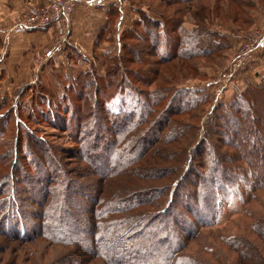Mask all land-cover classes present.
<instances>
[{
    "label": "rangeland",
    "instance_id": "1",
    "mask_svg": "<svg viewBox=\"0 0 264 264\" xmlns=\"http://www.w3.org/2000/svg\"><path fill=\"white\" fill-rule=\"evenodd\" d=\"M26 1L0 0V25L3 26L0 29V126H6L4 131L0 132V180L10 175L14 177V174L22 176L24 168L31 169L29 160L32 158L26 147L31 146L28 140L31 136L43 140L50 148L47 154L53 155L55 162L51 168L48 164L46 174L52 175L53 181L59 183L60 187L59 184L56 187L53 186L56 189L52 191L53 194L51 193L52 199L46 203L44 192H40L43 188L42 183L46 179L42 177L39 169L33 171L36 166L32 165V170L22 178L26 181L25 203L22 206L27 214L24 217L4 216L7 218L4 230H9L10 236L3 234L0 230V264H109L106 259L97 258L96 255L92 257L89 253V247H91L89 230L93 220L92 215H95L94 197L105 193L107 201L120 200L145 188L153 190L161 187L166 190L180 177L186 159L192 155L191 150L195 144L204 138L206 128L211 129V126L215 128V122L223 121L219 117L221 114L231 110L235 113L238 108L246 109L237 97L248 86L264 84L258 76V74L264 75V44L256 46L261 41L264 43V0H249L250 3L245 9L229 7L231 3L228 0H207L205 2L212 7L213 13L210 17H201L207 18L204 20L196 19L198 13L195 9L183 13L182 19L188 28L202 26L214 34H223L226 38L221 39L223 43H220V47L216 51L212 50L208 56H197L188 61H181L177 56L170 59L169 66L185 69L178 74L176 83L157 73L163 68L161 64L166 65L167 62L154 64L155 67L151 65L153 61H159L155 51L150 49V43L154 42V35L151 33L153 27H147L148 34L145 26L140 27V33L135 34L134 38L131 34L133 39L129 38L127 32L134 28L136 30L138 27L136 22L140 20L143 12L154 19H160L162 13L169 18L172 15L177 16L180 11V0H100L98 2L81 0L78 3H75L76 0H50L42 4ZM88 1L91 3L88 4ZM60 2L64 8L71 10L67 19L61 17L60 23L55 22L39 28L30 27L25 31L17 30L16 25L21 20L26 22L31 20L33 23L38 21L41 10L49 9L51 16L56 20L55 10L59 11ZM190 7L193 8V6ZM241 10L246 16L248 15L247 19L235 18ZM11 18L16 19L12 29L10 25H6L12 20ZM63 20H69V22L64 23ZM169 27L170 24L167 25V28ZM167 35L175 36L169 31ZM123 37L129 52L127 58H130L126 63L127 69L144 70L147 79L152 78V81L145 86L134 76L125 74L124 71L127 69L123 67L124 61L114 84L130 82L138 87L139 91L147 92L160 84L167 83L166 88L173 89V94L187 86L194 87L192 91L199 90L197 98L204 103L188 113L181 112V116L173 117L175 107H168L166 99L159 106L156 117L161 115V123L167 120L165 125L167 130L173 129L174 133L168 135L166 130L162 140L157 141L140 161L138 165L140 168L136 166V169L134 167L129 170H135L132 175H121L105 183L100 180V176H97L98 172L91 173L92 161L85 160L88 155L92 156V150L102 152V148L89 146V141H92V135L94 136V132L98 129L100 133L95 134L92 142L94 145L97 143H95L97 138L99 143H104L106 139L112 141L119 126L125 121L123 116L135 115V107L140 106L138 95L128 91L126 95L114 101L113 108L122 113V119L110 113L102 114L94 107L86 112L89 113V117L81 122L86 127L84 131L86 135L83 137L86 143L82 146L72 141L73 137H67L66 132H63L66 128L62 123L69 124L73 131L75 130L74 117L79 108L87 105L81 92L78 91L81 88L83 91L87 89L91 91L89 97L93 100L95 99L93 92L96 90L99 95L107 94L105 84L109 81L103 79L107 73L106 66L111 63L112 58L123 54L121 48ZM215 40L217 43L221 42L220 39ZM49 51L52 54L47 57L46 54ZM133 51L135 53L131 54ZM137 54L140 61L137 59ZM86 71H91L100 80L93 82V85H89L87 89L77 85V92L72 94L73 106L71 110L69 107V110L65 109L62 123L58 118L56 121L52 119V122H46L41 114L38 121L27 120L30 105L33 104L36 111L48 112V101L51 100L52 107L59 105V99L70 82ZM95 84H98L97 89ZM172 93L171 91L169 93L171 98ZM32 96L34 100L31 99ZM262 96L259 94L254 99L256 120L251 123L252 129L246 137L247 149L252 152L251 154L258 156L256 170L259 174H264V134L262 133L264 131V101L260 98ZM88 99L87 96L86 100ZM88 101L92 105L95 104ZM99 101L102 105L101 98ZM170 105L174 106V104ZM12 108L13 114L7 116ZM86 113L83 114L86 115ZM237 117L240 118L241 115L236 114L234 120L229 122L230 126L225 129L226 136L214 137L217 144H220V140H229L235 136H232L233 123L238 120ZM3 118H5L4 121ZM163 118L165 121L162 122ZM24 124L29 127L28 135L27 131L20 127ZM208 124L211 126H207ZM148 134V138H154L150 131ZM74 149L80 150V154L77 151L75 153ZM237 151L235 146L232 153L237 154ZM232 153L229 156L230 161L234 159ZM42 155L45 157L44 152ZM234 167L235 162L232 165V168ZM158 169H162L164 174L160 171L159 177L155 178L149 174ZM68 171L70 173H67V178L71 174L74 188L76 184L80 186L79 190L75 189L72 193H69L68 189L65 192L62 191V187L63 189L65 187L61 183ZM245 176V173H240L238 183L229 190L227 202L220 210L215 227L200 228L197 236L191 234L183 249L184 255L180 259L190 256L195 264H264V236L261 237L259 232V230L264 232V187L254 188L252 191V187L248 185L250 180ZM76 180L78 183L75 182ZM185 187L190 191L189 188L195 186L186 185ZM4 189L5 187H2L0 192ZM196 189H191L195 195ZM166 197L162 196L159 203H164ZM45 203L49 207L46 211L50 214V219L45 228V235L40 236L36 234V227L41 223L37 218L41 213H45L42 207ZM192 203H197V198L192 199ZM172 206L173 212L179 213L185 222L190 216L187 215L186 209L179 203L177 207L175 204ZM159 207L151 205L143 207L133 212L132 216L141 212H157ZM13 224H16L15 227L18 229L15 234L12 231ZM159 224L154 223L153 227H159ZM59 225L66 227L69 234H60L57 237L46 230ZM173 226L171 223L170 230L173 236H184L186 230L184 232ZM22 234H26L29 238L20 241L19 236ZM77 239L83 240L82 245H74ZM164 242L156 238L141 242L142 249L138 247L135 249L137 251L135 264H143L147 261L148 263L145 264H154L153 258L157 259L156 250L163 249ZM155 248L156 250H153Z\"/></svg>",
    "mask_w": 264,
    "mask_h": 264
},
{
    "label": "trees",
    "instance_id": "2",
    "mask_svg": "<svg viewBox=\"0 0 264 264\" xmlns=\"http://www.w3.org/2000/svg\"><path fill=\"white\" fill-rule=\"evenodd\" d=\"M205 1L207 0H180V9L178 8L180 10L179 14L177 16L172 15L170 18L166 14L162 13L160 15V19H154L150 15L143 12L140 20L136 22L138 25L136 30H134V28L127 32L129 38H132V35L134 38L135 34L140 33V27L145 26L146 29L150 26L153 27V32L151 33L154 35V42L150 43V49L155 51L159 61L156 62L155 60L151 63V65L154 66V64L167 62L168 64L166 65L161 64L163 68L161 67L162 69L157 71V73L159 72L161 75L165 76L166 79H170L172 83H176L178 81V74H180L184 68L169 66L170 59L177 56L181 59V61H188L193 57L208 56L212 53V50L216 51L217 48L220 47V43H223L221 39L225 40L226 38L225 35L214 34L206 28H202V26H193V28L190 29L185 25L184 19L182 18H184L183 13H186L187 10L195 9V12L198 13V15L195 12L194 13L197 15L196 19L198 20L207 19L201 17H210L212 15V7L208 6ZM228 1L231 3L229 7H234L236 9H245V7H247L250 3L249 0ZM190 6H193V8ZM235 18L247 19L248 15L246 16L245 12L241 10V12L237 13V17L235 16ZM169 24L170 27L167 28V25ZM168 31L169 33H174L175 36L169 37L167 35ZM148 32L149 30L147 29L146 33L148 34ZM215 39H220L221 42L217 43ZM122 41L123 44L121 48L123 54L112 58L110 60L111 63L106 66L107 73L103 79H108L110 82L105 84V89L108 90L107 94L102 93V95H99L96 90L93 92L95 99L93 100L89 97V93L91 91L87 89L89 88L88 86H92L93 82L96 83V81L100 79L95 74H92L91 71H86L80 73L73 81L70 82L67 90H65L59 99V105L52 107L50 105L51 100L48 101V112L44 111L45 113H43L42 111H36V107L34 108L33 104L30 105V109L29 107L27 108L30 112V114L26 117L27 120L33 119L32 121H38L41 114L42 119L46 122L50 123L52 122V119L56 121L58 118V120L62 123L65 109L69 110L70 108L71 110V107L73 106L72 94L77 92V85L86 88L87 90L85 91H83L82 88L78 90L79 93L81 92V96H83L85 104L87 105L83 108H79L76 116L74 117L75 130L73 131L71 126L65 122L62 124H64L66 130L63 131L62 128L58 127L61 131L66 132L67 137H73L72 141L80 143V146H82L86 143L85 138H83L86 135L84 132L86 127L82 125L81 122L89 117V113L86 112L90 111L94 107L102 114L104 113L107 115L110 113L118 116L119 119H122V113L113 108V103L119 97L126 95L128 91L135 92L138 95L140 106L135 107L134 110L136 113L134 116L133 114H129L130 117L123 116L125 121H123V123L119 126L116 135L114 136L115 138H113L112 141H108L106 139L104 143H99V138H97L95 140V143H97L94 145V143H92L93 138H95V134L98 135L100 133L98 132L100 129H98L94 132V136L92 135V141H89V146H95L99 149L102 148V152H94V150H92V153L94 152L93 154L91 153L92 156L88 155V158L85 157L87 158L85 160L92 161V163H90L93 167V169H91V173L94 174L98 172L97 176H100V180H103L105 183L121 175H132L135 170H129H132L134 167V169H136V166H138L144 156L148 154L153 145L160 139L162 140V137L167 130L165 126L167 124V120L165 121V118H163L162 122H165L161 123V115L156 117V114L158 115V108L166 101V99V105L168 107H175V110H173L172 113L173 117H176L177 115L181 116V112L188 113L200 106V104L204 103L203 100H199L200 98H197L199 90L192 91L194 87L187 86L182 88L180 91L178 90L174 92L173 94V89L170 87L166 88L167 86L165 85L167 83L160 84L157 88L147 92L142 90L139 91L138 87L132 85L130 82L119 83L118 85L114 84L118 78V71L122 69L121 64L125 61V65H123V67H126V63L129 62L130 59L127 58L129 57V52L127 50V43L124 41V37L122 38ZM213 41L215 43H213ZM170 51H172V53ZM132 53L134 54L135 52L133 51L131 54ZM137 57L138 61H140L138 54ZM174 68L176 69V72ZM124 72L127 75L134 76L138 82L145 86L152 81V78L147 79L144 70L141 69L130 70L128 68ZM186 72L189 71L186 70ZM96 86H98V84H95V87ZM95 89H97V87ZM170 91L173 95L172 98L169 94ZM84 93L87 94L84 95ZM259 94L264 96V84L250 87L248 86L242 94L237 97L243 102L246 109L238 108L235 110V113L231 110L226 114H221L219 117L220 119H223V121L215 122V128L209 124L207 125L211 126V129L210 127L206 128L204 138H201L195 144L193 150H191L192 155L186 159L185 166L180 177L166 190H163L161 187L154 188L153 190H151V188H145L144 190L133 192L131 195H128L120 200L107 201L106 199L108 198L105 197V193L98 194L97 197H94L93 204L95 203V215H92L93 220L90 224L89 230V242L91 246L89 247L90 255L92 257L96 255L97 258H104L109 264H135L137 260V251L135 249L137 247L141 248V242L156 238V240L162 239L165 241L163 243L165 247L160 250H156V248L153 249L156 250L157 253L156 260L152 257L153 261H155V263L153 262L154 264H195L193 258L190 256L180 259V257L184 255L183 249L186 247L187 240L190 238L189 236L191 234L197 236L199 233L198 229L200 228L213 229L215 227L218 223L220 210L223 207V204L227 202L226 197L229 195V190L239 181V174H246L245 177L250 180V184L248 185L249 187H252V191L254 188L264 187V174H259L256 170L258 156L251 154L252 152L246 147V137L252 129L251 123L256 120V107L254 105V99ZM87 96L89 98L88 100L95 104L92 105L88 100H86ZM263 96L260 98L264 101ZM100 98L103 101V106L99 101ZM31 99L34 100V96H32ZM170 104H174V106H171ZM13 112L14 110L12 108L9 110L7 116L12 115ZM83 113H86V115ZM236 114L237 116L241 115V117H237L238 120L235 122L233 121L234 133H232V136H235L229 140H220V144H217V140L214 139V137L227 135L225 129L230 126L229 122H231L232 119L234 120ZM2 120L4 121L5 118ZM2 123L3 122H1V124ZM4 127L6 128L5 125L0 126L1 133L4 131ZM20 127L27 131V135L30 134L29 127L26 124ZM71 131H73L72 134ZM149 131L154 136L153 139L150 137L148 138ZM166 133L169 135L174 133V130H167ZM262 133L264 134V131ZM29 137V144L31 143L32 148L31 146L30 148L28 146L26 147L28 148V153L32 158L29 160V166L31 165V169L23 167L24 173H22V176L14 174V177L10 175L5 179L0 180V191L2 187H5V189L0 192V199L2 196L4 197L0 200V230L3 234H8L9 236V230H4V227L6 226L4 223L7 221V218H4V216L8 217L17 215L24 217L27 214L24 206H22V204L25 203L24 184L26 182L22 180V178H24L25 174H28L32 170V165H34V167L36 166L33 171H37V169H39L42 177L46 179V181L42 183L43 188H41L40 191L44 192L43 195L46 199V203L52 199L50 198L51 193L53 194L52 191H54L56 189L55 187L59 184L53 181L52 175L46 174L48 171V164V167L51 168V165L54 166L55 162V157L51 154L48 156L47 154V152H50V148L46 146V143L43 140L32 138L31 136ZM235 146L238 149L237 154L235 152L232 153ZM73 151L80 154V150L74 149ZM42 152L45 153L46 158L43 157ZM231 153L233 154L234 159L230 161L229 156ZM234 162L235 167L232 168ZM38 165L39 167H37ZM161 170L158 169L150 172L149 174L154 176V178L159 177V174L162 172ZM67 173L69 174L70 172L68 171L65 173L66 178L63 180L64 184L63 181L61 183V185L65 188L63 189L62 187V191L65 192L68 189V192L72 193L75 189L79 190L80 186L76 184L77 187L75 186L74 188L73 178H71V174L67 178ZM15 178L16 180H14ZM75 182L78 183L77 180ZM54 185L55 187H53ZM186 185H193L195 187L189 188V191L186 190ZM195 188H197L195 190V192L197 191L196 195L194 192H191V189ZM162 196L167 197L164 199L165 202L160 204L159 201H161ZM195 198H197V203L193 204L192 199ZM46 203L42 206L45 209V213H41L40 217L37 218L38 221H41V223L36 227V234L40 236L45 235V228L47 227L50 219V214L46 211V209L48 210L49 208ZM178 203L181 207L186 209L187 215H190L185 222L179 213L173 212L172 205L175 204V207H177ZM150 205L153 207H160L157 212H141L132 216V213L136 212V210ZM90 213L92 214V211H90ZM170 222L174 225L173 228L182 229L184 232L186 230L184 236H173L172 230H170V228H172ZM154 223H160V226L153 227ZM15 225L16 224L12 225L13 234H15L18 230ZM46 230L57 237L60 234H69L66 227H62L60 225L55 227L53 226L51 229ZM259 232L261 237L262 235L264 236L263 231L259 230ZM27 237L29 238L26 234H22L19 236V240L24 241ZM82 243L83 240L77 239L74 245H82ZM145 263H148V261L143 262V264Z\"/></svg>",
    "mask_w": 264,
    "mask_h": 264
},
{
    "label": "built area",
    "instance_id": "3",
    "mask_svg": "<svg viewBox=\"0 0 264 264\" xmlns=\"http://www.w3.org/2000/svg\"><path fill=\"white\" fill-rule=\"evenodd\" d=\"M79 1H81V0H76L75 3H78ZM98 1H100V0H92V2H98ZM90 3H91V1H88V4H90ZM58 7H59V11L55 10L56 14H57L56 20H54L53 17L51 16L49 9L41 10L40 16L38 17V21L33 23V21H31V20H28L27 22L24 20H21L16 25L17 30L25 31V30L30 29V27L39 28V27L48 26L49 24L55 23V22L60 23L61 17H63V18L65 17V19H67V15L71 12L70 8L69 9L67 7L64 8L62 6L61 2L58 4ZM63 22L68 23L69 20H63ZM263 44H264L263 41H261L260 43H257L256 46H262ZM51 54L52 53L49 51L46 54V56L50 57Z\"/></svg>",
    "mask_w": 264,
    "mask_h": 264
},
{
    "label": "crops",
    "instance_id": "4",
    "mask_svg": "<svg viewBox=\"0 0 264 264\" xmlns=\"http://www.w3.org/2000/svg\"><path fill=\"white\" fill-rule=\"evenodd\" d=\"M15 1V0H14ZM35 2V4H42L43 2H47V1H49L50 2V0H27L26 2ZM14 6V5H13ZM15 7V6H14ZM17 15V14H16ZM12 17V16H11ZM12 19V18H11ZM15 18H13L9 23H6V25H10L9 27H10V29H12L13 27H12V25L14 24V22H15ZM80 24V23H79ZM6 25H4V27H6ZM78 25V24H77ZM2 25H0V29H2ZM8 27V26H7ZM12 27V28H11ZM258 76H260V79L261 80H263V82H264V75L263 74H258Z\"/></svg>",
    "mask_w": 264,
    "mask_h": 264
}]
</instances>
